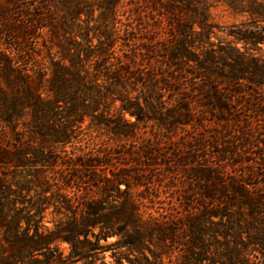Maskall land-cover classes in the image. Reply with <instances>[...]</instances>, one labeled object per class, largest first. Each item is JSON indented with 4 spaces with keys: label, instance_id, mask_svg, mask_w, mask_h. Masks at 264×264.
<instances>
[{
    "label": "trees",
    "instance_id": "16d2710c",
    "mask_svg": "<svg viewBox=\"0 0 264 264\" xmlns=\"http://www.w3.org/2000/svg\"><path fill=\"white\" fill-rule=\"evenodd\" d=\"M209 16L0 0V264H264V62Z\"/></svg>",
    "mask_w": 264,
    "mask_h": 264
},
{
    "label": "rangeland",
    "instance_id": "374dc122",
    "mask_svg": "<svg viewBox=\"0 0 264 264\" xmlns=\"http://www.w3.org/2000/svg\"><path fill=\"white\" fill-rule=\"evenodd\" d=\"M207 6L210 13V23L213 26L211 42L215 49L223 46H231L240 50L241 52H247L248 57H255L258 60L264 62V46L255 44L250 45V41L254 38H258V34L261 33V28H264V23H258V14H260L262 0H201ZM259 12V13H258ZM236 38L242 41H237ZM247 38V39H244ZM251 38V39H249ZM247 40V41H246ZM245 41V43H243ZM245 46V47H244ZM207 47V46H206ZM88 123H86L87 125ZM83 126V138L90 139L94 137V130H88L87 126ZM85 140V141H86ZM164 194V193H163ZM164 196V195H161ZM164 197H161L163 199ZM166 202L154 200L152 204H148L152 208V212L155 210L163 212V208L166 207ZM47 222L52 221L50 215L47 216ZM47 226L52 227L51 223H47ZM115 238L108 239L107 243L102 242L103 245H109L115 242ZM60 250L67 254L69 247L67 244H61ZM110 249V250H109ZM118 250L114 247H108L105 252L101 253L100 261L97 264H111L113 262L112 256ZM114 253V254H113Z\"/></svg>",
    "mask_w": 264,
    "mask_h": 264
}]
</instances>
